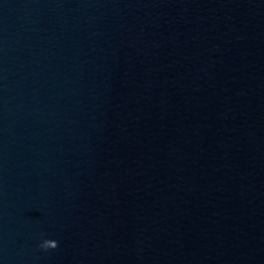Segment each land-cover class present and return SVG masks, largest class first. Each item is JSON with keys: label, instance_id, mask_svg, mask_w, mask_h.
<instances>
[{"label": "water", "instance_id": "obj_1", "mask_svg": "<svg viewBox=\"0 0 264 264\" xmlns=\"http://www.w3.org/2000/svg\"><path fill=\"white\" fill-rule=\"evenodd\" d=\"M0 264H254L145 0H0Z\"/></svg>", "mask_w": 264, "mask_h": 264}, {"label": "clouds", "instance_id": "obj_2", "mask_svg": "<svg viewBox=\"0 0 264 264\" xmlns=\"http://www.w3.org/2000/svg\"><path fill=\"white\" fill-rule=\"evenodd\" d=\"M58 246V241L52 239H45L39 245V247L44 251H47L49 249H56Z\"/></svg>", "mask_w": 264, "mask_h": 264}]
</instances>
